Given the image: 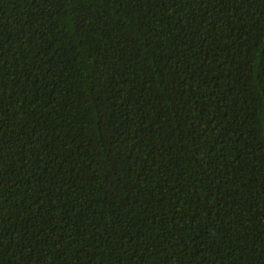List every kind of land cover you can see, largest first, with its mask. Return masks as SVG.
I'll return each instance as SVG.
<instances>
[{"label":"trees","instance_id":"obj_1","mask_svg":"<svg viewBox=\"0 0 264 264\" xmlns=\"http://www.w3.org/2000/svg\"><path fill=\"white\" fill-rule=\"evenodd\" d=\"M0 264H264V0H0Z\"/></svg>","mask_w":264,"mask_h":264}]
</instances>
